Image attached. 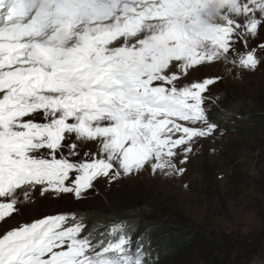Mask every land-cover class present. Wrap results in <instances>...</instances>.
<instances>
[{"label": "snow or ice", "instance_id": "snow-or-ice-1", "mask_svg": "<svg viewBox=\"0 0 264 264\" xmlns=\"http://www.w3.org/2000/svg\"><path fill=\"white\" fill-rule=\"evenodd\" d=\"M264 67V0H0V222L35 197L186 172L222 75ZM187 187V185H185ZM151 234L47 215L0 235V264H156Z\"/></svg>", "mask_w": 264, "mask_h": 264}, {"label": "rangeland", "instance_id": "rangeland-1", "mask_svg": "<svg viewBox=\"0 0 264 264\" xmlns=\"http://www.w3.org/2000/svg\"><path fill=\"white\" fill-rule=\"evenodd\" d=\"M222 75V81L211 88L214 103L211 118L220 110L221 101L229 99L244 103L246 111L264 108V67L254 72H226L223 66L200 67L190 79ZM255 106V107H253ZM215 139L203 140L190 154L186 172L166 177L144 172L122 178L111 185L100 181L81 199L65 194L62 197H35L13 213L8 223L0 222V235L11 227L29 223L47 215L67 213L76 209L105 210L102 193L110 199L134 197L147 208L178 213L203 232L207 241L221 246L224 264L264 263V132L257 137L246 133L252 122L224 118ZM187 185V187H185ZM109 203H112L108 200ZM114 201V200H113ZM133 206V205H132ZM210 246L199 244L185 264H206ZM183 264V263H182Z\"/></svg>", "mask_w": 264, "mask_h": 264}, {"label": "trees", "instance_id": "trees-1", "mask_svg": "<svg viewBox=\"0 0 264 264\" xmlns=\"http://www.w3.org/2000/svg\"><path fill=\"white\" fill-rule=\"evenodd\" d=\"M220 105L221 109L213 116L219 126L224 125V118L238 120L242 123L247 120L252 122L244 130L247 134L257 137L264 132V108L262 106L257 108L253 106L257 111H246V120H244L242 117H238L237 114L239 110L245 112L244 103L227 98L222 100ZM110 197V194L102 193V198L105 202V210L103 211L88 210L87 208L65 213L85 216L89 218V222L98 221L101 224L124 220L134 221L141 231L147 230L151 234V246L157 257L156 264H185L189 260L190 255L199 249V244L204 242L210 246L207 252L206 264H224L220 257L223 248L208 242L203 232L199 231L180 214L170 213L162 209L150 212L145 207L144 209H135L134 204L138 203L139 205L141 203H136L134 197L129 199L114 197L112 200ZM108 200L112 203H109Z\"/></svg>", "mask_w": 264, "mask_h": 264}]
</instances>
